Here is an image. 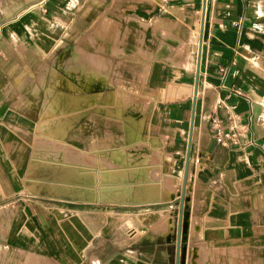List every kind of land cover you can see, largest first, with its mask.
<instances>
[{
    "label": "crops",
    "instance_id": "crops-1",
    "mask_svg": "<svg viewBox=\"0 0 264 264\" xmlns=\"http://www.w3.org/2000/svg\"><path fill=\"white\" fill-rule=\"evenodd\" d=\"M80 56L81 69L69 71ZM136 72L151 96V122L167 133L149 137V150L159 148L149 154L163 163L148 155L142 162L152 165L144 181H158L160 197L89 201L31 187L36 146L57 140L63 128L65 144L78 145L72 113L98 105L88 97L100 95L104 76ZM90 73L102 77L81 88ZM79 95L87 97L80 109ZM57 98L65 101L60 108ZM231 113L238 144L227 146L211 121L218 117L229 131ZM140 138L146 144L143 132ZM83 148L65 155L87 160ZM188 155L182 264H264V0H0V264H172ZM131 170L132 186L139 174ZM90 202H97L92 213ZM121 206L126 218L104 210ZM145 206L153 210L138 217Z\"/></svg>",
    "mask_w": 264,
    "mask_h": 264
},
{
    "label": "rangeland",
    "instance_id": "rangeland-1",
    "mask_svg": "<svg viewBox=\"0 0 264 264\" xmlns=\"http://www.w3.org/2000/svg\"><path fill=\"white\" fill-rule=\"evenodd\" d=\"M80 63L81 56L79 58L72 57L68 62L67 68L69 71H74L76 69L80 70ZM90 65L91 61L88 57L82 68L86 69ZM136 73V77L130 74L132 78L128 73H115L113 76H110L108 81L106 76H104L102 82L107 83L103 86V89L99 90L100 95L98 97L95 96L94 102H92L93 99H91V97H88L89 106L92 104L98 105L94 107L90 106L88 111L80 110L72 113L73 118L69 124H71L72 127L74 140L80 142L78 145L71 147L65 144L64 139L66 135H64L65 131L63 128L61 132L58 133L57 140L46 141L36 146L37 148L34 155H32L29 170V172L32 171L34 174H28L31 187H46L48 190L56 193H67L79 199L89 201L128 202L131 196L137 199L153 196L154 200L160 197L161 188L158 185V181L152 183L144 181L145 174L148 172V169H145V167H151L152 165L148 163L142 164V162H144L148 155L150 158H153L152 162L158 163L159 165L163 163L159 158H156L155 154H149L152 150L157 151V149H159L158 147H153L152 150H149V147L154 146V144L149 141V137H161L167 133L164 132L160 121L156 123L151 122V117L154 114L149 104L151 96L144 95L143 84L145 82L140 79L139 73ZM101 77L102 76L97 77L90 73L88 77L85 78V75L82 74L83 79L81 81V88L90 89L91 84L95 81H99ZM96 89L98 88L94 87L95 91ZM49 93L51 94L52 91ZM86 100L87 97L83 95H79L78 98H73V101L79 102L78 109H80V105L87 104ZM55 102L57 105L56 108H60L61 105L65 104L62 98H57ZM146 102L148 104V109H145L144 105L142 106V103ZM136 107L140 108L128 112V110ZM44 114L45 117H48L53 113L48 111ZM141 115L145 117L138 119ZM62 123L66 125V123ZM42 125H49V123L43 122ZM139 126L143 127V131ZM142 132L143 140L146 141L147 147L145 143L141 142L140 136H142ZM147 141L150 143L148 144ZM151 141H153L155 145L160 144L159 140L157 142L156 138H151ZM81 144L84 146L82 149L83 153H89V159L80 160L76 155H65L66 152H78L82 147ZM162 144L163 143H161V145ZM99 151L105 152V159L96 158V152ZM164 151L171 152V148L166 146ZM109 153H113L112 156L108 155ZM168 163L169 162L164 161L165 165H163L164 168L169 166L171 172L172 164L169 163L168 165ZM113 168H119L121 172L116 174L117 171H114L115 173H113ZM131 169L135 170L136 174H139L137 176V183L132 184V186L126 183L128 179L126 172L129 170L128 173H130ZM132 170L131 172L133 173ZM156 170L157 169H155V171ZM169 170L163 171L166 175L163 177L166 182L170 179L168 178L170 176H167L169 175ZM150 171L146 179L153 180L154 177ZM72 178L80 182L79 185L82 186L81 189H78L75 184L71 183ZM47 179H52L51 181L53 183L44 184ZM168 181L171 182L170 180ZM181 187L182 186H180V188ZM148 190L155 195H151ZM171 190H173L172 195L170 194ZM58 195L62 197L68 196L66 194ZM177 196L178 192L175 190V187H171L169 189V197L177 198ZM96 204L97 202L89 203L90 213H92L91 211L94 209L96 210ZM104 210H106V213H115V215L118 216L121 215V218H126L128 216V209L124 206L115 207L114 209L104 207ZM150 210L153 209L149 206L138 208L139 213L140 211L142 212L138 217L144 218L146 212ZM160 210L159 207H155L154 209V211ZM143 223L145 222L143 221ZM127 226H129L128 223L125 224L124 222L121 228ZM121 231L122 233L120 235L125 237V229ZM143 237L144 234L137 236L136 239L140 241ZM175 253L176 251L174 250L172 264H176Z\"/></svg>",
    "mask_w": 264,
    "mask_h": 264
},
{
    "label": "water",
    "instance_id": "water-1",
    "mask_svg": "<svg viewBox=\"0 0 264 264\" xmlns=\"http://www.w3.org/2000/svg\"><path fill=\"white\" fill-rule=\"evenodd\" d=\"M201 55H202V43H200V49H199L198 73L200 71ZM189 167H190V155H188L186 162L185 177H184V183H183L181 199H180V212H179L177 248H176V264H182L183 252H184L183 246L188 240L189 223L185 214V202H186V188H187Z\"/></svg>",
    "mask_w": 264,
    "mask_h": 264
},
{
    "label": "built area",
    "instance_id": "built-area-1",
    "mask_svg": "<svg viewBox=\"0 0 264 264\" xmlns=\"http://www.w3.org/2000/svg\"><path fill=\"white\" fill-rule=\"evenodd\" d=\"M238 94H241L240 91H237ZM229 120L231 124V128L229 131H225L221 126H220V120L218 117H214L211 121L212 129L215 134V139L217 140L218 143L222 145H231V144H238V135L235 132L236 131V117L231 113L229 115Z\"/></svg>",
    "mask_w": 264,
    "mask_h": 264
},
{
    "label": "bare ground",
    "instance_id": "bare-ground-1",
    "mask_svg": "<svg viewBox=\"0 0 264 264\" xmlns=\"http://www.w3.org/2000/svg\"><path fill=\"white\" fill-rule=\"evenodd\" d=\"M47 176H48V175H47ZM51 180H52V179H51ZM51 180H50V179H47V181L45 180L44 184H52L53 182H52ZM71 183L75 184V186H76L78 189H81V187H82V186L79 185L80 182H77V180H75V179H73V178L71 179ZM55 184H56V183H55ZM172 192H173V190H171V193H170L171 195H172ZM172 198H173V197H172ZM163 219H164V218H163ZM169 223H170V222H169V219H167L166 222H165V224H164V225H165L164 227H165L166 229L168 228V229L171 230V229H172V224H169ZM164 227H163V228H164ZM164 230H165V229H164ZM165 233H166V232H165ZM168 235H172L171 231L168 232V233L166 234V236H168ZM164 238H165V237H164ZM166 238H167V237H166Z\"/></svg>",
    "mask_w": 264,
    "mask_h": 264
}]
</instances>
